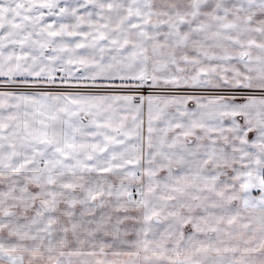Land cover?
Instances as JSON below:
<instances>
[{
    "label": "snow or ice",
    "instance_id": "snow-or-ice-1",
    "mask_svg": "<svg viewBox=\"0 0 264 264\" xmlns=\"http://www.w3.org/2000/svg\"><path fill=\"white\" fill-rule=\"evenodd\" d=\"M0 264H264V0H0Z\"/></svg>",
    "mask_w": 264,
    "mask_h": 264
}]
</instances>
